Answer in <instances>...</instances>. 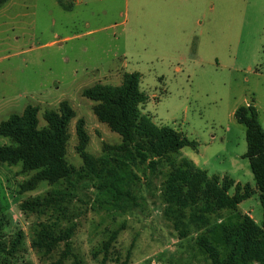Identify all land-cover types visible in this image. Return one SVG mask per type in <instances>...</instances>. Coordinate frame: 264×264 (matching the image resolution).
<instances>
[{
	"label": "rangeland",
	"instance_id": "obj_1",
	"mask_svg": "<svg viewBox=\"0 0 264 264\" xmlns=\"http://www.w3.org/2000/svg\"><path fill=\"white\" fill-rule=\"evenodd\" d=\"M145 1L67 0L72 9L66 10L57 0H8L0 7V123L33 105L40 109L42 128L44 112L68 101L76 118L69 127L66 159L77 169L69 182L43 181L34 191L20 193V185L35 171L23 173L22 163L0 162L5 214L0 264L56 261L62 244L49 255L31 247L43 223L54 224L57 232L74 228L72 256L63 264H101L103 244L117 229L120 233L106 264H211L196 243L200 236H207L224 257L223 227L238 224L243 214L261 225L258 193L237 211L208 215L207 225L190 219L192 209L167 203L164 193L171 163L181 159L210 176L227 175L255 188L244 158L245 127L234 113L240 106L253 105L264 129V0L207 2L206 17L198 22L193 18L185 34L181 32L180 52L166 53L159 51V33L149 26ZM134 72L141 75L140 90L149 97L142 114L197 143L196 148L184 147L179 155L161 160L154 169L103 150L104 144L120 145L122 138L97 120L94 103L81 95L96 84L119 86L125 73ZM79 119L90 135L87 151L101 167L98 176L77 154ZM10 144L0 136V146ZM105 184L108 187L101 188ZM115 187L123 193L121 199ZM49 192L64 198L59 208L42 215L19 210L21 202ZM18 234L23 236L21 244L12 248Z\"/></svg>",
	"mask_w": 264,
	"mask_h": 264
},
{
	"label": "trees",
	"instance_id": "obj_2",
	"mask_svg": "<svg viewBox=\"0 0 264 264\" xmlns=\"http://www.w3.org/2000/svg\"><path fill=\"white\" fill-rule=\"evenodd\" d=\"M8 0H0V7ZM66 10L72 9L67 0H57ZM141 75L137 72L125 73L122 84L111 86L96 84L82 91V97L94 103L92 110L97 120L106 124L112 132L122 138L120 145H103L105 152H113L127 160L147 164L154 169L161 160H169L171 155H179L184 147L196 148L197 143L189 140L182 132L168 126L155 124L150 117L142 114L149 97L140 90ZM39 107L28 105L21 114H11L0 123V136L10 139V145L0 146V162L15 165L22 163V172L35 174L24 181L19 192L34 191L43 181L55 184L61 180L71 181L77 173L75 166L66 159L70 139L69 127L76 118V111L68 101H62L57 110L43 114L46 126L40 128ZM236 121L245 127L247 151L244 158L250 163L255 180V188L242 185L227 175L210 176L193 162L181 159L172 161V170L166 180L164 198L167 203L180 210L192 209L190 219L207 225V216L220 210L237 211L245 200L258 193L263 208V219L258 225L248 214H243L238 224L222 228L221 239L227 247L224 257L207 236H200L196 243L207 255L211 264H264V129L259 121L258 111L253 105H243L234 113ZM78 145L76 151L90 173L98 176L101 169L98 160L87 151L90 135L83 119L76 123ZM118 162L117 159L112 158ZM104 162V161H102ZM108 186L101 185V188ZM117 198L123 193L115 187ZM234 189V193L230 191ZM64 198L49 192L42 198L28 199L18 206L23 214L42 215L51 208H59ZM5 225L0 199V249L3 244ZM74 228L57 232L55 225L43 223L31 240L32 249L45 255L52 254L61 244L59 258L51 264H63L72 256L71 238ZM120 229L113 231L103 244L105 254L101 264L111 261L109 250L117 239ZM18 234L12 248L21 244ZM118 260V259H116ZM118 262V261H116ZM76 264H81L75 261Z\"/></svg>",
	"mask_w": 264,
	"mask_h": 264
},
{
	"label": "crops",
	"instance_id": "obj_3",
	"mask_svg": "<svg viewBox=\"0 0 264 264\" xmlns=\"http://www.w3.org/2000/svg\"><path fill=\"white\" fill-rule=\"evenodd\" d=\"M211 0H146L144 4L148 6V19L150 28H157L155 33H159V51L181 50V32L185 31L192 19L198 22L199 18L206 17L205 5ZM142 4V3H141ZM211 12L214 5L209 7ZM183 34V35H184ZM180 41V43H179ZM190 47V46H189ZM192 48V46H191ZM194 49V47H193ZM123 81V77H122ZM4 217L5 214L3 213Z\"/></svg>",
	"mask_w": 264,
	"mask_h": 264
}]
</instances>
